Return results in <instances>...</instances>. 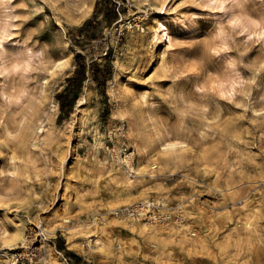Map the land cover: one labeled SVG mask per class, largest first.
Instances as JSON below:
<instances>
[{"label":"rangeland","instance_id":"rangeland-1","mask_svg":"<svg viewBox=\"0 0 264 264\" xmlns=\"http://www.w3.org/2000/svg\"><path fill=\"white\" fill-rule=\"evenodd\" d=\"M98 1L0 0V264L26 248L77 264L62 242L80 264H264V0H112L111 26ZM96 12L93 37L73 33ZM78 53L88 80L63 112ZM160 137L186 147L168 161ZM147 201L152 231L119 223ZM104 219L110 255L70 247Z\"/></svg>","mask_w":264,"mask_h":264},{"label":"bare ground","instance_id":"bare-ground-1","mask_svg":"<svg viewBox=\"0 0 264 264\" xmlns=\"http://www.w3.org/2000/svg\"><path fill=\"white\" fill-rule=\"evenodd\" d=\"M87 9V8H86ZM163 28L162 32L160 34H158V37H164L167 39L168 41V45L172 44L171 41V33L170 30L167 26H165V24H160ZM70 64V58L69 57H65L62 58L60 60H58L55 64H54V72L52 73H57L58 71H64L65 69H67L69 67ZM81 102V101H80ZM56 109V108H55ZM54 110V109H53ZM51 120V119H50ZM46 126V125H45ZM48 130V129H47ZM130 131V130H129ZM134 131V130H133ZM159 131V130H158ZM130 133V132H129ZM151 138V137H150ZM132 140V139H131ZM136 142V141H134ZM146 142H149V140L144 141L143 143H139L138 142V148L139 151L141 153V151L143 152L146 149ZM184 142L182 141H167L164 138L160 137L159 139V146H160V153L166 157V160H170L173 155H175L178 151V149L181 147V145H183ZM137 145V143H136ZM186 147V146H183ZM181 147V148H183ZM137 148V149H138ZM184 151V150H183ZM182 151V152H183ZM139 153V152H138ZM157 153V151H156ZM145 155V154H144ZM154 155V154H153ZM151 158V156H150ZM155 159V158H154ZM153 159V160H154ZM143 161V160H142ZM150 161V160H149ZM151 162V161H150ZM157 162V161H155ZM150 164V163H149ZM157 165V164H156ZM116 166V165H115ZM145 166L142 163H140V166L138 169L136 168H131L130 171L132 172H143L145 171ZM149 166V165H148ZM117 167V166H116ZM167 167V166H166ZM121 168V167H120ZM155 168V166L153 167ZM162 168V167H161ZM146 171H148L146 169ZM150 171V170H149ZM147 173V172H146ZM145 173V174H146ZM150 173V172H149ZM138 174V173H137ZM142 174V173H141ZM175 174V173H173ZM125 178V177H124ZM128 180H130L128 177L125 178V183L127 182L128 185ZM133 182V181H132ZM144 191V190H143ZM159 191V190H158ZM148 192V191H147ZM149 193V192H148ZM141 194V193H140ZM143 194V193H142ZM86 197V195H84ZM138 196V195H137ZM137 198V197H136ZM76 208V207H75ZM119 221V223L122 226H128L130 227L131 230H135V227L138 225L139 228L142 231H152L151 229V223H149L148 221H136L134 218L131 217H125L123 215H120V217H118L117 219ZM103 222V225L100 226L98 225V221L94 220L93 224L89 225L90 229L87 232H84L86 235L85 238H81V239H77V240H72L70 241V247H72L73 249L75 248H80V249H85L86 246L90 247L91 249H98L102 254L105 255H110L112 253V246H113V241L111 240V237L109 235V231L111 232L113 229V225L114 223L110 220H101ZM69 220L65 218L64 223H68ZM58 225V224H57ZM85 226V225H84ZM83 227V226H82ZM45 229V228H44ZM47 230V229H46ZM8 229L5 230V233H8ZM7 235V234H6ZM102 235L107 236V239H103ZM150 235V234H149ZM78 236V235H77ZM85 236V235H84ZM151 236V235H150ZM118 241H119V245L118 248L122 249L126 247V243L128 241L133 240V237H123L121 235L117 236ZM26 240V235H25V230L24 227L22 226V223H19L18 225L14 226L13 229V233L10 237H5V244L11 248V249H16L17 247H15L18 243H20L21 241H25ZM152 240V239H151ZM19 248V247H18ZM79 249V250H80ZM5 260V259H4ZM8 261V260H7ZM4 262V261H3ZM50 264H65L63 261H58V262H52Z\"/></svg>","mask_w":264,"mask_h":264},{"label":"trees","instance_id":"trees-1","mask_svg":"<svg viewBox=\"0 0 264 264\" xmlns=\"http://www.w3.org/2000/svg\"><path fill=\"white\" fill-rule=\"evenodd\" d=\"M101 5L103 6L102 12L104 19L106 23L111 26L119 18V12L117 10L116 4H114L112 0H99L98 7ZM98 14L99 13L96 12V14L88 19L82 26L74 29L73 33L77 36L88 35L87 37H93L89 35L90 31L102 24V22L98 20ZM83 58L84 56L82 53L76 54V70L72 76L67 78V86L65 89L57 95V100L63 112L73 109L76 101L78 100L79 93L84 82L88 80L87 64L82 60ZM97 71L99 75H102L103 82H106L108 79H110L113 74V69L110 64L105 65L103 68L99 67ZM58 248L60 250H64L69 256L74 257L77 264H80L82 261V258L78 254L66 250L64 242L60 243Z\"/></svg>","mask_w":264,"mask_h":264},{"label":"built area","instance_id":"built-area-1","mask_svg":"<svg viewBox=\"0 0 264 264\" xmlns=\"http://www.w3.org/2000/svg\"><path fill=\"white\" fill-rule=\"evenodd\" d=\"M123 213L134 219H149L153 222L162 219V215L158 211V206L153 201L143 202L117 214L122 215ZM39 260L40 258L36 252L30 248H26L23 252H14L11 254L9 264H38Z\"/></svg>","mask_w":264,"mask_h":264}]
</instances>
